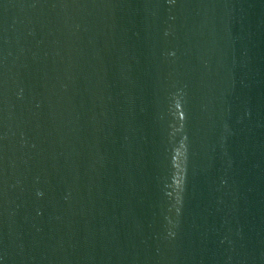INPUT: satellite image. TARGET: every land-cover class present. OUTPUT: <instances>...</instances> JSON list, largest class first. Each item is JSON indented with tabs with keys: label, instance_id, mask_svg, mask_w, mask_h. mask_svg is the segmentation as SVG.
<instances>
[{
	"label": "water",
	"instance_id": "95a60500",
	"mask_svg": "<svg viewBox=\"0 0 264 264\" xmlns=\"http://www.w3.org/2000/svg\"><path fill=\"white\" fill-rule=\"evenodd\" d=\"M0 264H264V0H0Z\"/></svg>",
	"mask_w": 264,
	"mask_h": 264
}]
</instances>
